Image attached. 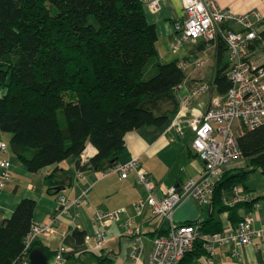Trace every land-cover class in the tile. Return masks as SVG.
I'll return each mask as SVG.
<instances>
[{
	"label": "trees",
	"instance_id": "trees-1",
	"mask_svg": "<svg viewBox=\"0 0 264 264\" xmlns=\"http://www.w3.org/2000/svg\"><path fill=\"white\" fill-rule=\"evenodd\" d=\"M157 40L140 0H0V89L6 90L0 130L11 136V150L25 168L34 173L76 157L81 172H108L119 163L127 133L167 125L179 109L186 74L180 63L158 59ZM218 46L221 64L226 45ZM215 83L225 95L230 83L224 69ZM238 143L251 169L239 180L224 176L213 197L227 183L264 173V124L244 132ZM88 144L97 152L82 165ZM56 172L48 182L58 190L64 184ZM35 208L25 199L3 222L0 264L23 263ZM186 224H199L203 234L220 232L212 218ZM40 246L34 241L31 251ZM199 250L206 256L197 241L181 264Z\"/></svg>",
	"mask_w": 264,
	"mask_h": 264
},
{
	"label": "crops",
	"instance_id": "crops-1",
	"mask_svg": "<svg viewBox=\"0 0 264 264\" xmlns=\"http://www.w3.org/2000/svg\"><path fill=\"white\" fill-rule=\"evenodd\" d=\"M205 1H213L220 7L231 9L235 14H253V28L257 32H264V0ZM145 12L148 21L156 28L158 59L163 63L190 62L184 71L186 80L178 88L179 98L201 83L216 86L218 72L228 68L227 49L221 53V64L218 43L200 39L183 43L178 51L171 49L176 36L174 24L183 22L185 17L182 0H163L158 11L154 12L145 7ZM228 28L234 31L243 30L242 26L235 23H230ZM253 55L255 60H264L262 43H255ZM197 60H205L206 66L195 67L192 62ZM214 91L207 94L208 98L202 94L195 100L188 116L195 117L205 112L213 97H223L215 89ZM5 94L6 90L0 89V98ZM192 137L193 133L189 127L180 135L175 128H171V121L158 128L140 127L127 133L119 163L139 158L141 168L155 185L154 194L163 197L170 188H179L203 172L204 162L192 148ZM2 145L7 147L6 151L1 149ZM86 150L89 159L97 152L91 144H88ZM3 160L12 162V176L6 185L0 188V230L3 222L13 215L18 204L30 199L36 202L33 224L49 225L59 214V220L55 224L56 233L42 234L37 240L41 244L40 248L48 253V264H52L53 255L58 253L61 247L67 250L64 255L67 264H149L153 239L165 232L163 229H167L168 224L161 217L152 218L149 213L143 218L136 216L133 204L148 196V191L137 183L135 172H131L126 179H121L117 174L105 175L104 172L93 170L81 172L77 167L76 157L47 166L38 172H29L12 152L11 136L0 130V161ZM250 169L244 160L230 165L226 169L225 180L232 176L239 180L241 176L238 174L246 173ZM56 170L57 179L64 184L58 194H55L56 185L51 186L48 182V177ZM234 190H237V194L242 198H249L234 203ZM60 196H65L69 201L70 208L66 212H61L62 207L58 201ZM252 197L259 200L253 201ZM263 198L264 173L255 171L240 183H227L220 195L215 194L208 205L193 199L185 200L175 210L173 219L176 224L181 225L195 221L207 222L212 218L214 223L219 222V233H224L234 228L243 217L252 214L254 226L260 228L264 226ZM257 205L261 207L258 209ZM97 208L110 212L126 209L124 216L132 221L135 228L141 229L143 238L137 260L130 257L133 237L116 223L106 228L108 240L103 246H96L93 238L88 243L85 242L86 235L92 237L96 229L93 217ZM221 208L226 210L220 211ZM216 228L212 226L211 230L216 231ZM214 252L215 264H264V248H259L256 244L248 247L216 246ZM203 257V251L199 250L198 254L187 257L184 264H205Z\"/></svg>",
	"mask_w": 264,
	"mask_h": 264
},
{
	"label": "built area",
	"instance_id": "built-area-1",
	"mask_svg": "<svg viewBox=\"0 0 264 264\" xmlns=\"http://www.w3.org/2000/svg\"><path fill=\"white\" fill-rule=\"evenodd\" d=\"M163 0H140L151 11H158ZM184 9L183 22H176L174 30L176 36L171 44L172 51H178L182 44L200 39L207 42H223L228 53V68L225 71L230 87L223 97H213L203 113L195 117H189L188 112L195 100L202 94L215 92V86L209 83H201L193 87L189 93L180 98V106L176 115L170 120L171 128H175L178 134H182L186 127L193 133L192 148L204 162L203 172L196 178L190 179L181 187H172L163 197L154 194L155 185L147 173L140 166L139 158H132L126 163H118L105 175L117 174L121 179H126L135 172L137 183L143 185L148 196L139 199L133 204L137 217L143 218L149 213L152 218L161 217L167 222V232L157 235L153 239L149 264H181L186 254L194 249L197 241L203 243L206 256L205 264H215V247H228L237 245L248 247L256 244L264 248V226H254L253 215L243 217L230 231L215 234H203L198 224H181L174 222L175 210L187 199L196 200L202 204H210L211 199L219 183L223 180L228 166L241 162L243 152L238 143V137L246 131H253L264 124V60L254 59L253 48L256 42L264 45V38L253 28V14H235L231 9L218 6L215 2L205 0H182ZM258 17L257 14H255ZM230 23L243 27L242 31H234L228 28ZM189 61L180 62L184 70ZM195 67L206 66L205 60L193 61ZM212 93V95H213ZM169 124V123H168ZM238 124V133L234 127ZM3 151L7 150L2 145ZM82 165L89 162L87 150L80 156ZM12 176V162L0 161V188H3ZM235 191L234 203L246 200L249 197H241ZM61 212L70 208L65 196L59 197ZM261 206L257 205L259 209ZM126 209L114 212L97 208L93 217L95 230L92 237L86 235L85 242L93 238L96 246H103L108 235L106 228L113 223L118 224L124 232L130 235V257L137 260L140 256V248L143 238L141 229L135 228L132 221L126 218ZM59 220L56 215L51 224H33L32 230L25 241L23 251L24 261L29 264V255L32 243L38 240L42 234L56 233L55 224ZM66 249L61 247L53 256L52 264H65Z\"/></svg>",
	"mask_w": 264,
	"mask_h": 264
},
{
	"label": "water",
	"instance_id": "water-1",
	"mask_svg": "<svg viewBox=\"0 0 264 264\" xmlns=\"http://www.w3.org/2000/svg\"><path fill=\"white\" fill-rule=\"evenodd\" d=\"M61 189L56 190L55 194L60 193ZM30 264H48V255L44 249L35 247L29 255Z\"/></svg>",
	"mask_w": 264,
	"mask_h": 264
},
{
	"label": "rangeland",
	"instance_id": "rangeland-1",
	"mask_svg": "<svg viewBox=\"0 0 264 264\" xmlns=\"http://www.w3.org/2000/svg\"><path fill=\"white\" fill-rule=\"evenodd\" d=\"M204 96H205L206 98H208V95H207V94H204ZM215 96H217V95L215 94ZM181 98H182V97H181ZM234 130H235L236 133H238V131H237V130H238V124L235 125ZM242 161H243V160H242ZM242 161H241V162H242Z\"/></svg>",
	"mask_w": 264,
	"mask_h": 264
}]
</instances>
